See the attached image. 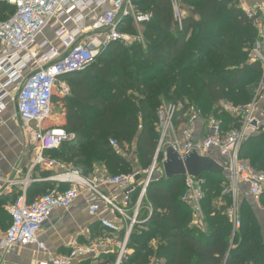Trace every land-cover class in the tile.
<instances>
[{
    "label": "trees",
    "instance_id": "16d2710c",
    "mask_svg": "<svg viewBox=\"0 0 264 264\" xmlns=\"http://www.w3.org/2000/svg\"><path fill=\"white\" fill-rule=\"evenodd\" d=\"M236 1L197 0L188 7L179 29L171 0H132L135 14L147 19L136 28L131 15L124 17L119 31L131 41L108 44L91 65L72 74L78 77L70 96L62 99L68 107L62 129L73 139L45 156L86 177L97 171L96 166L116 176L133 172L127 146L136 143L142 164H150L158 146L163 100L181 101L173 104L178 108L176 118L190 109L191 100L203 116L219 118L225 130L236 127L233 118L219 113V105L253 103V84L264 81L261 63L251 59L260 30L234 6ZM13 12L14 7L0 2V21ZM111 140L125 155L116 153ZM239 156L264 173V123L243 143ZM51 173L43 171L41 177L48 179ZM223 177L202 175V190L208 191L210 202L224 193L218 185ZM59 185L67 187L35 182L27 189V200L32 202ZM184 188L185 178L167 181L164 176L150 185L145 204L152 212L144 211L130 237L128 248L133 253L121 264H264V228L246 202L241 205L242 226L237 232L227 218L231 202L227 195L214 208L207 204L205 227L200 229L190 224L191 213L181 201ZM260 201L264 205V193ZM218 208L223 212L218 213Z\"/></svg>",
    "mask_w": 264,
    "mask_h": 264
},
{
    "label": "built area",
    "instance_id": "2783aa9c",
    "mask_svg": "<svg viewBox=\"0 0 264 264\" xmlns=\"http://www.w3.org/2000/svg\"><path fill=\"white\" fill-rule=\"evenodd\" d=\"M4 2L14 7V12L7 20L0 21V100L10 96L5 88L16 84L12 100L16 102L18 117L28 138L39 145L29 173L37 168L52 171L54 174L48 179L67 187L56 186L29 202L27 188L35 181L29 177L17 181L21 189L9 207L11 224L0 237L3 251L14 253L19 248L35 246L46 252V245L39 241L44 223L58 210L69 212L84 197L89 214L99 221L98 236L86 244L72 241L68 254L50 257L40 264H73L77 259L96 260L112 253L117 257L116 264H121L128 255L130 237L140 224L141 212H152L145 200L156 170H163L168 147L181 156L196 151L201 157L215 159L224 168L235 198L238 192L245 190L248 198L260 200L264 173L254 170L239 154L243 143L260 130L261 99L247 106L222 102L219 113L228 114L237 124L229 130L223 128L222 121L215 115L203 116L190 108L184 116L176 118L178 108L163 104L158 112L157 150L146 170L113 176L101 169L86 177L81 171L45 156L46 151L56 150L72 138L62 130L44 129V123L53 112V98L60 78L87 68L108 44L129 43L131 38L119 31L124 17L131 15L137 28L147 17L135 14L132 0ZM240 2L244 13L261 31L251 59L261 63L264 78V25L259 24L264 6L249 5L245 0ZM171 3L177 28L181 29L185 17L182 0H171ZM48 29L54 31V42L45 39L39 43L38 38ZM89 32L91 39L83 42ZM3 107L0 101V109ZM110 145L117 154L125 155L116 141L111 140ZM204 184L202 176L196 180L185 178L187 190L182 202L194 211L196 220L203 218L200 192ZM106 188L111 191L105 192ZM233 222L236 228L240 227L237 216Z\"/></svg>",
    "mask_w": 264,
    "mask_h": 264
},
{
    "label": "crops",
    "instance_id": "0c3cea01",
    "mask_svg": "<svg viewBox=\"0 0 264 264\" xmlns=\"http://www.w3.org/2000/svg\"><path fill=\"white\" fill-rule=\"evenodd\" d=\"M246 2L252 5L264 6V0H246ZM98 13L101 12L99 11ZM259 24L262 26L264 25V15L262 16V23ZM91 36L92 33L89 32L83 37L82 41L90 40ZM76 77L78 76L69 74L63 76L59 80L58 87L54 94V97L59 100L53 102V112L59 115L61 124L58 128L53 129L64 131L62 128L66 124V112L68 107L62 99L66 100L67 97L70 96L71 84L75 83ZM80 78L81 77L78 79ZM61 85H63V88ZM16 90V84L8 85L5 91L10 96L0 100L3 102L4 106L0 109V237L6 232L4 226H10L11 223L9 207L12 205L14 196L17 195L21 189V187L17 185V181L29 177L35 182H40L43 180L41 172L47 171L42 168H37L32 173H29V169L38 151L33 150L34 148L29 146L24 147V137L21 128L22 122L18 117L17 105L12 100L16 94ZM200 130L201 128L199 127L198 131ZM71 139H73V137ZM101 169L103 170L106 168L102 166L97 169V171ZM52 174H54V172H52L51 175ZM31 185L32 183L28 188ZM104 191L108 193L111 189L106 188ZM3 213L6 214V216H4ZM143 213L145 212H141V218ZM109 217L112 218V214H110ZM99 231V221L89 214L86 200L82 197L75 203L69 212L58 210L44 223L39 234V241L46 245V252L40 251L35 246L19 248L14 253L5 252L0 248V264H40V262L47 261L50 257L68 254L71 250L69 245L72 241H76L79 244H86L89 240L97 237ZM156 242L157 241L152 242L151 245L153 246ZM132 253L133 248L129 247L128 255ZM116 263L117 257L112 253L96 260L77 259L73 264Z\"/></svg>",
    "mask_w": 264,
    "mask_h": 264
},
{
    "label": "rangeland",
    "instance_id": "374dc122",
    "mask_svg": "<svg viewBox=\"0 0 264 264\" xmlns=\"http://www.w3.org/2000/svg\"><path fill=\"white\" fill-rule=\"evenodd\" d=\"M1 1H4V0H0V2ZM186 1H188V3ZM240 1L241 0H237L236 3L234 4V6H236L238 9H240L242 12H244L243 9H242V7H241V2ZM194 2H197V0H182V8L184 9L185 14L188 13V10H189L188 7L191 5V3H194ZM249 5H252V4H249ZM3 8L5 9V11L8 10V8L6 6H4ZM260 23H262V21ZM260 33H261V31H259V37H260ZM45 39H48L51 42H54V39H55L54 31L51 30V29L46 30L45 33H43L38 38V42L41 43ZM253 86H254V90H255V93H256L255 94V100L258 99V101H260V99H261V101H260V106H261V109L260 110L261 111L260 112L262 113V118H260V119H261V123L262 124L260 126V130L258 131V132H260L261 129H262V125L264 123V81L262 82V80H259L257 82V80H256V82H254ZM164 101L165 100H163V104H167V105H169V104H172V105L173 104H178V103L181 102L180 100H178L176 102L175 101H165L164 102ZM15 104H16V102H15ZM188 104H189V106H190V108L192 110L197 109L196 108L197 105L195 104V102H193L191 100H188ZM206 104H207L206 102L203 103L204 106ZM161 106H162V104H161ZM198 108H201V105L198 106ZM60 124L61 123H60V120H59V115L56 112H52V115L50 116V118L44 123V129L45 130H48V129H52V128H58V126ZM21 128H22V133H23V137H24V140H23L24 147L29 146L31 148H34L33 150H36L37 151L39 145L37 143L32 142V140L30 138H28V136L25 133V130H24L23 126H21ZM127 147H128V151L130 152V156L128 158H129V160L132 163L131 171L132 170L135 171V170H138V169H140V170H146V169H148L150 167L151 163L150 164H142L141 158H140V154L138 152L139 150L137 148V144L136 143H132L131 145H129ZM100 167L101 166H96V169H98ZM163 176H164L163 170L161 168L160 169L158 168L156 170V173L153 176V178H154V181L153 182L159 180V178H161ZM218 185H219V187H221V190L223 188L224 193L223 194L221 193L218 196L213 197L211 202H210L211 197H209L208 191L206 192V190H202L200 192V195H201L200 203H201V210H202V213H203L202 214L203 215V218L202 219H197L198 220L197 221L194 218V211H192V209H190V207H188L187 205H185L186 208L191 213V223L190 224L192 226L198 225L200 227V229H203V227H205L204 226V222H203L204 220L203 219L205 217L204 216L205 215V210H207V208H208V207H206L207 204L211 203L212 208H214V206L217 203H219L220 201H223L224 200V197H226V195H227L228 197H230V200H231L230 204L228 203L229 206L227 208L228 209L227 218H228V221L232 224V227H233V231L234 232H237L241 228V226H242L241 221H242V214L243 213H242L241 205L244 202H246V204H247L248 207L252 208V210L255 212L256 216L258 217L261 226L264 228V205L262 204V201H260V200L259 201H254L252 199H249L247 197V195H246V191L245 190H241L240 192H238L237 197L235 198L234 197V193H233V191H232V189L230 187L229 179L227 178L226 175H224V177L220 179V182L218 183ZM183 190L184 191H182L181 197H180L181 198V201H182V197L185 195L187 189L184 188ZM263 193H264V191H263ZM30 194H33L34 195L35 194V191L34 190L30 191ZM40 195H42V194H39L38 197ZM219 210L220 209L218 208V213L219 212H223V210H221V211H219ZM234 216H237L238 221L240 222V227L239 228H236L234 226V222H233L234 221ZM4 227H5L4 229L7 230L8 227H9V225L4 226Z\"/></svg>",
    "mask_w": 264,
    "mask_h": 264
},
{
    "label": "water",
    "instance_id": "95a60500",
    "mask_svg": "<svg viewBox=\"0 0 264 264\" xmlns=\"http://www.w3.org/2000/svg\"><path fill=\"white\" fill-rule=\"evenodd\" d=\"M81 70L75 71L79 72ZM75 72L69 73L73 74ZM164 178L173 181L179 178L199 179L204 174H225L224 168L211 157H201L196 151H192L185 156L179 155L172 147L166 149V158L162 164ZM140 177L137 176L136 180ZM40 182L57 183L55 180L45 179Z\"/></svg>",
    "mask_w": 264,
    "mask_h": 264
}]
</instances>
